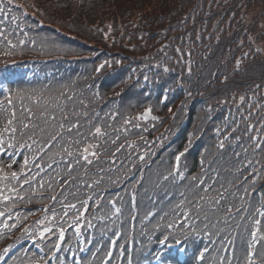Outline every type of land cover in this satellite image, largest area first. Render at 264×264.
Returning a JSON list of instances; mask_svg holds the SVG:
<instances>
[{
    "label": "trees",
    "instance_id": "16d2710c",
    "mask_svg": "<svg viewBox=\"0 0 264 264\" xmlns=\"http://www.w3.org/2000/svg\"><path fill=\"white\" fill-rule=\"evenodd\" d=\"M3 3L0 31L11 40V45L0 38V69L5 70L8 61L24 67L22 76L5 75L10 85L6 91L8 98L1 103L3 109L10 111L14 106L19 111L22 104L32 105L39 99L42 104L48 102L50 108L57 104L65 108L73 121L79 119L81 131L87 129L89 122L101 127L107 133V147L114 155L101 156L98 164L90 166L89 174L95 179V173L102 167L105 172L99 175L105 179L100 186H107L108 181L116 185L118 178L133 184L121 189L114 187L106 195L98 193L105 195L104 202L115 201L122 214L102 219L100 212L95 220L92 209L85 206L78 208L79 217L76 210H67V216L63 210L58 220L50 222L52 213H49L47 220L44 215L35 222L38 240L53 247L59 241L63 221V229L76 227L84 234L90 228L94 232L96 258L106 248L108 239L120 230L118 246L128 247L132 242L135 253L144 258L155 256L161 239L177 244L174 237H179L183 240L179 245L186 248L185 260L180 262L168 248L160 255L162 260L201 264L195 257L206 247L203 264H218L217 256H227L231 264H238L246 245L237 229L230 230L234 244L225 242L223 248L227 251H220L221 240L229 230L209 237L206 232H194L189 227L195 223L203 229L199 221L189 220L181 229L185 218L179 213L175 218L165 217V213L179 202V194L193 177L204 180L205 187L219 188L218 183H213L217 173L221 183L235 181L237 187L243 184L239 196L244 195V188H249L247 200L258 205L264 199V153L254 152L255 141L249 140L251 136L264 141V0H12L11 3L3 0ZM61 54L68 59H62ZM41 65L46 68L42 75L37 69ZM100 65L104 67L97 71ZM19 84L29 89L21 97L33 96L31 101L16 97L14 88ZM97 87L99 98L106 99L104 112L96 109L92 90L96 92ZM8 99H12V106ZM149 108L152 111L148 118H141ZM56 115L59 117V109ZM153 116L157 119L153 120ZM4 126L5 120L0 116V129ZM28 139L24 136L19 144ZM221 141L225 143L223 150L219 148ZM103 142L102 138L100 143ZM120 145L123 147L117 151ZM181 152L182 175H177L175 157ZM22 172L34 178L33 185L31 189L25 185L19 195L10 193L15 203L9 200L6 204L16 207V211L8 214L4 226L14 227H5L0 234V249L27 227L29 217L38 215L43 205L55 204L50 199L57 196L58 184L53 176L39 167L29 174L26 168ZM165 176L169 179L165 180ZM253 181L255 192L250 187ZM38 182H51L54 191L41 188ZM227 186L235 191L230 184ZM58 197L59 202L65 201L64 197ZM235 202L238 207H247L243 199ZM23 205L29 211H24ZM148 212L152 215L146 216ZM94 222L96 227H90ZM47 225L53 231L42 239L40 231ZM242 235L250 239L247 232ZM72 248H77V244Z\"/></svg>",
    "mask_w": 264,
    "mask_h": 264
},
{
    "label": "snow or ice",
    "instance_id": "6c2138e0",
    "mask_svg": "<svg viewBox=\"0 0 264 264\" xmlns=\"http://www.w3.org/2000/svg\"><path fill=\"white\" fill-rule=\"evenodd\" d=\"M12 0H8V3H11ZM5 5L3 0H0V12H3ZM0 38H4L6 42L11 45V40H7L4 37V33L0 31ZM21 44L24 41H20ZM179 51V49L177 50ZM104 65H100L97 69L99 71L103 68ZM35 95V93H33ZM17 96L20 97L21 101L23 99H28L31 101L33 96L21 97L19 93ZM67 99V97H65ZM243 100V97H241ZM7 103L12 106V99H8ZM51 103H55V100H52ZM59 109V117L56 115V111ZM0 116L5 120V126L2 130H0V153L5 152V141L3 140V133L10 132V139L14 138L17 132L20 135L28 136L29 139H33L38 133L41 135L43 139V143L47 144L48 151H51V148L55 145L60 146V152L58 154H62L66 156L68 159L61 160L60 163L64 165V171L66 175L61 177L60 183L65 185L64 190L61 191L60 195L63 196L64 191L69 190L73 186L77 187V181H81L85 187L94 190L95 187H99L101 183H103L104 177L100 176L99 173L105 172L104 168H99L98 172L95 173L96 178L93 179L89 174L91 169L89 166L94 164H98L101 156L114 155L107 147L109 141L107 140V133L102 132L101 127L96 126L95 124L89 122V126L85 131H81L83 125L80 123L79 119L73 121L70 118V114L66 111L65 108L60 107L58 104L54 108H50L49 103H41L39 99L35 101L32 105H23L19 111L16 110L14 106H12L11 110L3 109V105L0 104ZM152 109H147L143 114V119H147ZM171 111V109H169ZM153 120L157 119V117L153 116ZM129 123V122H126ZM16 125V126H13ZM94 129V131H93ZM147 130V129H145ZM67 137V138H66ZM103 138V144L100 143V140ZM119 137H117L118 139ZM227 139V137L225 138ZM249 140L255 141L252 145L253 151H260L264 153V141H259L255 137H249ZM36 141L33 139V143ZM111 143H115V140L111 141ZM13 145L11 143L7 144V147L11 148ZM83 146V147H81ZM123 145L117 147V151L122 148ZM131 147V145H129ZM219 148L223 150L225 148L224 141H221L219 144ZM47 155V152H45ZM184 155L183 152L176 155L175 160L176 164V174L182 175L180 173L179 164L181 161V157ZM239 156V153L236 154ZM11 158V157H10ZM43 159V157H41ZM140 159H144L143 156ZM114 163V161H111ZM252 161H249L248 164L252 165ZM259 163V161H257ZM28 160L25 158L24 167H27ZM8 168H11V165H7ZM51 167V165H49ZM108 171H111L109 169ZM118 171V170H117ZM239 171V169H237ZM0 172H3V169L0 168ZM83 172L84 176L82 177L80 174ZM172 173H169L171 176ZM169 176H165L164 179L168 180ZM111 179V177H108ZM33 179L27 176L18 175L16 171L10 172V177L8 175H0V180H16L20 187L17 189L15 185L12 186L11 191L16 192L19 195L20 191L24 190V185H27L29 189L32 188ZM91 180V183L87 181ZM22 181V183H21ZM40 183L41 188H49L54 191L53 185L51 182L45 184L44 182ZM205 181L200 179L199 177H193L192 182L185 187V190L181 192L179 195L181 199L178 203L173 205L168 213H165V217L171 215L172 217H177V214L182 215L185 220L181 223L180 228L183 229L184 225L188 223L189 220L199 221L200 224L203 225V229L199 227V225L193 223L189 225V227L194 232L204 231L209 237L211 235H219L222 231L226 229L229 230L221 240V249L220 251H227L223 248V244L226 242L229 245L234 244V240L231 238V229L235 228L238 230L237 235L241 239L242 243L246 245L244 249V254L241 258L238 259V264H264V199H261L260 203L257 205L254 201L247 200V196L249 195V188H244L243 196H239V190L243 187L241 184L237 187L235 181H225L221 183L219 180V173H217V180L213 181L214 184H219V188H213L211 185L205 187ZM247 183V180L244 181ZM231 185L232 191L227 186ZM253 192L255 189V181L250 185ZM209 192H212V195H209ZM73 196L74 199H78L77 192L72 191L69 193ZM0 199L4 201L12 200L15 203V200L11 196H5L3 191H0ZM23 199V197H21ZM50 199L53 201L59 202L58 196H51ZM243 199L247 203V207L244 205H240L239 207L236 204V200ZM135 197L133 196V201ZM87 200H82L80 202V207L84 208L87 204ZM67 208H71L76 210V215L79 217V210L76 209L75 204H67L66 209L64 210V216L68 215ZM86 210V209H85ZM97 210L102 213V219H110L111 216L122 214V209L116 207L115 201H107L104 202L101 200V203L97 205ZM46 213L52 211L51 209H45ZM4 213L0 212V216H3ZM152 215L151 212H148L146 216ZM259 217V218H258ZM164 218V217H162ZM48 219V216H45V220ZM55 212H53V222L58 220ZM38 224H43L44 221H37ZM60 232L58 239L63 241L65 238L64 229L62 227L63 221L60 222ZM172 224H169V227H172ZM5 227H14V225H5ZM210 229H215V232L209 231ZM27 231V229H25ZM53 229L49 226H44L40 231V237L42 239L45 238L46 233L52 232ZM79 232V229H77ZM247 232L249 234L250 239L244 238L242 233ZM177 244H182L183 240L179 237H174ZM167 238L165 240H161V244L166 243ZM215 243V241H212ZM10 247V246H9ZM53 247L57 250L60 249L61 245L59 243H54ZM8 249H4V253H7ZM208 252V249L205 247L204 250L198 251L195 259L200 261L203 264L205 260V255ZM109 255H111L109 253ZM3 254H0V258H2ZM258 257L259 259H255ZM218 264H231V261H228L227 256H217ZM157 264H162V258L158 254L156 257Z\"/></svg>",
    "mask_w": 264,
    "mask_h": 264
},
{
    "label": "rangeland",
    "instance_id": "374dc122",
    "mask_svg": "<svg viewBox=\"0 0 264 264\" xmlns=\"http://www.w3.org/2000/svg\"><path fill=\"white\" fill-rule=\"evenodd\" d=\"M257 3H259V2H257Z\"/></svg>",
    "mask_w": 264,
    "mask_h": 264
}]
</instances>
